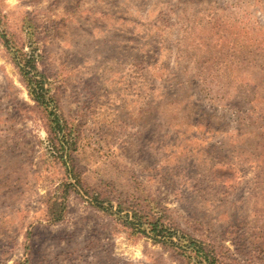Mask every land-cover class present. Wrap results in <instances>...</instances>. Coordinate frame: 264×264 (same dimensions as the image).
Segmentation results:
<instances>
[{
	"label": "rangeland",
	"instance_id": "374dc122",
	"mask_svg": "<svg viewBox=\"0 0 264 264\" xmlns=\"http://www.w3.org/2000/svg\"><path fill=\"white\" fill-rule=\"evenodd\" d=\"M0 17V264H187L83 186L264 264V0H0ZM6 31L38 57L79 193Z\"/></svg>",
	"mask_w": 264,
	"mask_h": 264
},
{
	"label": "trees",
	"instance_id": "16d2710c",
	"mask_svg": "<svg viewBox=\"0 0 264 264\" xmlns=\"http://www.w3.org/2000/svg\"><path fill=\"white\" fill-rule=\"evenodd\" d=\"M1 35L7 49L15 57V64L21 74L23 84L26 86L30 97L36 103L40 114L44 118V126L50 144L54 149L64 151L60 158L63 160V165L69 178L61 184L59 189L65 188L68 192L75 191L79 193V190H76V184L80 182L79 179L76 180L75 165H68L67 161L72 159V155L69 152L65 153V140L63 141L60 138L65 128L54 110V97L49 95L50 90L47 85V78L38 68V57L35 56V53L28 54L23 52L22 48L17 45H11L12 39L7 35V31ZM70 179H75L76 184L72 183ZM82 188L84 194L88 196L87 201L91 206L97 210L107 212L110 215H118L119 218H122V216L123 218L125 217V221H123L124 225L133 228L136 227L142 234L150 236L154 243L173 251L187 264H253L230 257L228 249L217 246L214 240H207V234L204 231L196 233L186 232L183 228L174 226L172 221L167 222V219H169V211L167 208L164 211H154L145 198L135 203L118 199L117 210L114 211L113 208L115 206L112 203L115 198L110 195H104L100 191H94L89 187L83 186ZM63 197L58 194L53 201L48 202L49 207L47 213L50 217L49 220L53 224L60 223L65 219V211H63L64 208L62 207L63 204L61 201ZM128 203L130 205L127 208ZM156 208L158 209L159 206ZM123 213L125 214L123 215ZM17 264H30V260H23Z\"/></svg>",
	"mask_w": 264,
	"mask_h": 264
}]
</instances>
